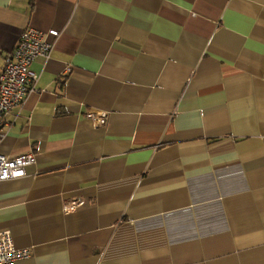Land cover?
Returning <instances> with one entry per match:
<instances>
[{"label":"crops","instance_id":"0c3cea01","mask_svg":"<svg viewBox=\"0 0 264 264\" xmlns=\"http://www.w3.org/2000/svg\"><path fill=\"white\" fill-rule=\"evenodd\" d=\"M29 27L59 35L0 132L35 157L15 264H264V0H0V71Z\"/></svg>","mask_w":264,"mask_h":264},{"label":"built area","instance_id":"2783aa9c","mask_svg":"<svg viewBox=\"0 0 264 264\" xmlns=\"http://www.w3.org/2000/svg\"><path fill=\"white\" fill-rule=\"evenodd\" d=\"M58 35L54 29L43 32L29 27L20 35L14 50L6 56L0 71V132L6 115L22 105L26 96L35 90L38 76L31 71V64L38 57L48 58L53 48L48 37L56 39ZM85 117L96 126H104L107 120L105 112L88 111ZM34 161L31 152L13 158L0 154V182L23 177L25 168ZM83 204L82 200L69 202L64 205V211L75 210ZM31 254L28 248L15 247L10 231H0V264H15L30 258Z\"/></svg>","mask_w":264,"mask_h":264}]
</instances>
